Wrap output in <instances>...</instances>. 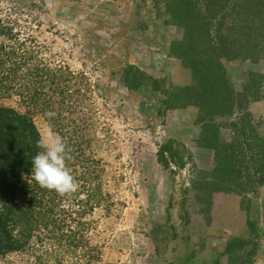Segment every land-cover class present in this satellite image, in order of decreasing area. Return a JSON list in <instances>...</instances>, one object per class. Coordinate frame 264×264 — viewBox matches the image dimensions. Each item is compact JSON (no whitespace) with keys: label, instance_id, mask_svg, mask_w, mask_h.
<instances>
[{"label":"rangeland","instance_id":"rangeland-1","mask_svg":"<svg viewBox=\"0 0 264 264\" xmlns=\"http://www.w3.org/2000/svg\"><path fill=\"white\" fill-rule=\"evenodd\" d=\"M206 2L0 0V25L15 36L5 32L0 48L26 53L11 61L22 76L33 67L51 76L0 88V107L31 116L40 138L51 126L72 146V175L81 158L98 163V203L84 219L98 257L88 264H264V18L242 21L232 9L243 0L207 13L203 58L217 50L241 98L200 119L183 92L197 78L181 57L206 46L196 28ZM83 250L62 261L77 264Z\"/></svg>","mask_w":264,"mask_h":264},{"label":"trees","instance_id":"trees-1","mask_svg":"<svg viewBox=\"0 0 264 264\" xmlns=\"http://www.w3.org/2000/svg\"><path fill=\"white\" fill-rule=\"evenodd\" d=\"M203 1L207 2L196 18V28L204 31L203 38L206 46L198 51L197 56L185 52L181 57L183 62H187L195 80L197 78L195 85L184 89L183 92L186 97L196 99L200 119L206 118L208 111H216L226 105L230 108L235 107L237 99L241 98V95L231 90L219 58L212 59L217 50L211 53V59L203 58V54L210 51L206 40L213 44L211 38L214 35L212 21L215 16H207V13L212 14V6H222L229 0ZM250 1L243 0V4L234 6L232 10L241 8V14H237L243 16L242 21H248L254 15L260 19L264 18V0ZM5 32L9 36L7 40L15 39L11 29L0 25V37H6ZM229 36L240 38L241 32L238 30V33H230ZM257 37L258 35L255 34L252 39ZM219 42H221V37ZM230 44L234 43L230 42ZM176 46L178 44H174L175 49ZM19 47L22 45L20 44ZM180 49L179 47L177 51ZM24 53L0 48V88L10 90L11 86H16L18 89H29L34 83H43L42 76L45 78L44 82L46 78L49 82L50 74H43L41 67L27 68L24 76L20 74L23 67L18 63ZM13 59H17L18 63H12ZM200 68L207 69L206 79L202 80L200 77ZM45 70L50 72L47 68ZM39 79L42 82L38 81ZM202 82L207 87L201 91L200 98H198L196 92L197 90L200 92L199 86ZM31 101H33L32 96H30ZM73 137H70L69 142L75 141ZM39 139V133L31 116L23 115L12 108L0 107V264H65L62 261L64 256H69L83 247V255L80 258L82 260L77 264L96 261L98 253L87 247L86 235L89 224L84 219L93 212L92 201L98 203L95 198L99 190L94 185L99 177L98 163L92 158H81L83 160L81 163L84 165L81 167L82 173L77 175V170L72 171L75 173L73 177L78 182L79 188L71 195L70 201V194L61 196L54 190L40 187L34 180L31 161L37 152L42 150L36 147V141ZM71 147L68 148L70 153L68 155L73 153L70 150ZM76 160L75 158L74 161ZM66 164L70 169L71 164L68 159ZM263 170L264 167L260 172ZM261 178L264 176L262 175ZM81 194L83 199L79 197ZM91 251H93L92 254H90ZM13 256L18 257V261L13 260Z\"/></svg>","mask_w":264,"mask_h":264},{"label":"clouds","instance_id":"clouds-1","mask_svg":"<svg viewBox=\"0 0 264 264\" xmlns=\"http://www.w3.org/2000/svg\"><path fill=\"white\" fill-rule=\"evenodd\" d=\"M53 112L45 113L52 118ZM36 147L42 149L32 158V175L42 188L54 190L61 196L75 193L78 182L67 167L69 149L63 138L49 126L36 141Z\"/></svg>","mask_w":264,"mask_h":264}]
</instances>
